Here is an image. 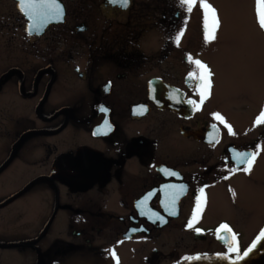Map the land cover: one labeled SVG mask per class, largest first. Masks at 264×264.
Returning a JSON list of instances; mask_svg holds the SVG:
<instances>
[{
	"label": "flooded vegetation",
	"instance_id": "1",
	"mask_svg": "<svg viewBox=\"0 0 264 264\" xmlns=\"http://www.w3.org/2000/svg\"><path fill=\"white\" fill-rule=\"evenodd\" d=\"M57 2L62 19L0 0V264L225 256L223 223L244 252L264 226L257 0H207L211 41L201 0L190 13L178 0ZM194 60L212 73L200 110L188 103L200 100ZM254 151L249 174L236 154ZM233 187L261 195L252 207ZM220 192L230 215H214Z\"/></svg>",
	"mask_w": 264,
	"mask_h": 264
},
{
	"label": "snow or ice",
	"instance_id": "2",
	"mask_svg": "<svg viewBox=\"0 0 264 264\" xmlns=\"http://www.w3.org/2000/svg\"><path fill=\"white\" fill-rule=\"evenodd\" d=\"M110 2H116V0H110ZM120 2L127 7L131 0H120ZM181 6H186V11L191 12L193 9V5L197 3V0H178ZM202 8L204 11V25L206 29L205 39L206 41L214 40L215 33L220 25V21L217 15V10L209 3L207 0H201ZM19 6L24 11L28 12L30 16H34L39 14L43 17H49L54 15L57 19L63 18V8L57 2V0H20ZM46 10V11H44ZM257 14L259 24L262 28H264V0H257ZM31 34V33H30ZM183 30H181L175 37L176 42L179 43L181 37L183 36ZM191 59V57H189ZM195 64V70L189 73V79L195 82L194 91H197L200 97L199 103L195 100H189L188 103L194 105L196 110H200V107L203 105L205 98L210 94L209 90L211 88V80L210 77L212 75L211 70L208 68L206 64H204L200 60L192 61ZM173 98H175V94H173ZM146 111V109H144ZM215 118L218 121L225 122L224 118L219 114H214ZM226 123V122H225ZM257 125L264 123V111L261 112L257 120L255 121ZM107 126V125H106ZM230 133L231 125H227ZM234 134V133H233ZM264 150V149H260ZM258 155V151H254L251 154L237 153L236 158L240 160L242 163H246V167L243 168V171L246 173L251 172L253 167V162L255 161ZM247 157L246 160L243 158ZM173 174L174 173H170ZM227 178V177H226ZM205 205V196L204 189H200V195L197 198L195 214L192 217V221L195 222L201 215V210ZM187 227L192 228L193 223L190 222ZM197 232L201 231L200 229H196ZM223 233V235H218V238L224 241L227 245V254L224 258L230 259L231 264H239L240 261L245 260L249 256L250 253L253 252L257 246L264 241V230L256 236L254 242L243 252L241 255L237 234L231 229V227L227 223H223L217 229V233ZM232 254H235V258L232 259ZM112 255L115 256V252H112ZM219 255V254H218ZM186 259H201L200 256L194 257H186Z\"/></svg>",
	"mask_w": 264,
	"mask_h": 264
},
{
	"label": "rangeland",
	"instance_id": "3",
	"mask_svg": "<svg viewBox=\"0 0 264 264\" xmlns=\"http://www.w3.org/2000/svg\"><path fill=\"white\" fill-rule=\"evenodd\" d=\"M264 154H260V159L262 160ZM256 176L259 178L264 179V172H254ZM233 192L236 196V198L243 204L249 205L253 207V203L256 198H258L259 195H261L260 191H256L255 194H252L249 191H246L244 189H239L236 187H233ZM216 201L213 203V210L215 211L214 215H230L229 207H228V202L225 198L224 195L218 194L217 196L214 197ZM254 212H258L257 208L254 210ZM259 213V212H258ZM255 220V219H254ZM253 220V223L255 222Z\"/></svg>",
	"mask_w": 264,
	"mask_h": 264
},
{
	"label": "water",
	"instance_id": "4",
	"mask_svg": "<svg viewBox=\"0 0 264 264\" xmlns=\"http://www.w3.org/2000/svg\"><path fill=\"white\" fill-rule=\"evenodd\" d=\"M262 230H264V228ZM255 238L250 243V245L254 242ZM200 257L201 259L198 260L187 259L180 264H231V260L224 258L225 256L223 255L211 254V255H203ZM239 264H264V241H262L257 246V248L254 249L253 252L250 253L247 258H245V260L240 261Z\"/></svg>",
	"mask_w": 264,
	"mask_h": 264
}]
</instances>
